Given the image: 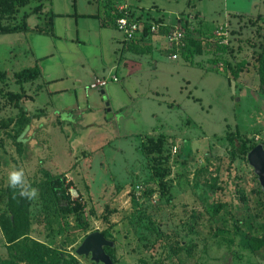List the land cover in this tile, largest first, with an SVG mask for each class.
<instances>
[{
  "label": "rangeland",
  "instance_id": "rangeland-1",
  "mask_svg": "<svg viewBox=\"0 0 264 264\" xmlns=\"http://www.w3.org/2000/svg\"><path fill=\"white\" fill-rule=\"evenodd\" d=\"M121 1L196 27L192 58H171L162 37L127 52L101 24L104 0H11L0 11V25L25 18L32 28L0 34V87L20 93L13 105L0 94V264H95L74 253L94 230L114 241L105 249L115 264H264V248L236 231L264 235V191L247 160L264 146V0ZM44 2L50 34L33 30H50L33 12ZM35 64L34 80H16ZM13 167L36 197L8 186ZM48 174L69 180L70 200L51 192ZM67 202L75 210L64 215Z\"/></svg>",
  "mask_w": 264,
  "mask_h": 264
},
{
  "label": "trees",
  "instance_id": "trees-1",
  "mask_svg": "<svg viewBox=\"0 0 264 264\" xmlns=\"http://www.w3.org/2000/svg\"><path fill=\"white\" fill-rule=\"evenodd\" d=\"M121 2H122L121 0H104V3L106 5V11H105L104 17L101 19V24L103 26L108 25V26L116 28L115 18L119 15L118 10L116 9V5H118ZM9 5H11V0H0V11L9 12L10 11L8 8ZM44 5H45V2L40 4V5H37L36 7L33 8V12L42 16L45 20H49L50 24H51L52 19L55 16V13H53L50 9H49V11L47 10V11L43 12ZM128 10L132 16H136L139 19L145 18L146 20H154L157 22L162 21L161 18H154L153 16H150V15L143 16L141 14H137L135 9H133L130 6H128ZM180 20H182V19H180ZM184 21H185V25H184V31H185L184 46L182 48H180L179 53L183 57L192 58L193 53L197 49L196 47H199L201 42L199 41V39L192 36V32H194V28H196V27H193L191 24H189V22L187 20L184 19ZM37 28H38V26L36 28H33V30H36L38 32H43L46 34H50L51 30H52V24L50 26V30L46 31V32L41 30L40 26L38 29ZM26 29H32V28L28 26L27 21L25 20V18H23V21L21 23V27L19 29H17L16 26L11 27L8 25H0V34L1 33L21 31V30H26ZM214 43H215L217 48L224 50V46L219 45L217 42H214ZM124 44H125V48L127 50H131L132 52H135V53H147L150 51L149 46L144 44L143 42H139V41H135V40H131V41L125 40ZM239 69H240V66L236 67V69L233 70L235 75H237V72ZM258 71H259V74L261 77V82H262V84H264V41L262 42L261 48H260ZM39 74H40V69H39L38 65L35 64L31 67L30 66L24 67V68L16 71L15 77H16L17 81H19L21 83H25L28 80H32V79L34 80ZM6 75H7V71L0 69V80H2ZM0 94L3 96V98L6 100V102L8 104H12V105L18 101L19 96H20V93H18L17 91H12L10 89L1 88V87H0ZM27 126H28V124L26 123L24 129L20 133H18V136H17L18 141L21 142L23 145H24V142H23L22 135H23L24 130L26 129ZM255 145L250 146L249 150L252 147H254ZM238 146L239 147H237V148L239 151L243 150V148L245 147L244 143H242ZM46 180H47L48 186H49V188L53 194H55L57 196L60 195L66 201L70 200L69 194H68V191H69L68 189H69L70 183H69V180L65 176H60V175H54L53 176L51 174H48ZM61 208H63V211H64L63 214L64 215L69 214V212H74V210H75L73 205H70V203H68V202L64 206L62 205ZM80 208H81V206H80ZM80 208H77V210H76L77 217H79L81 215V213H80L81 209ZM81 227H82V230L85 231L86 228H88L87 221H83ZM236 231L241 236V243L243 246L250 248V249H254V250L259 249V248H264V235L247 234L243 231L242 232L238 231L237 229H236ZM101 233L104 235L103 232H101ZM11 240L12 239L9 238V241H11ZM114 246H115V243H114ZM114 246H105V247H111L112 248ZM55 252L57 253L58 259H60V261L63 260L66 256L68 258H71V256L68 253H63L62 251L61 252L55 251Z\"/></svg>",
  "mask_w": 264,
  "mask_h": 264
},
{
  "label": "built area",
  "instance_id": "built-area-1",
  "mask_svg": "<svg viewBox=\"0 0 264 264\" xmlns=\"http://www.w3.org/2000/svg\"><path fill=\"white\" fill-rule=\"evenodd\" d=\"M116 9L119 15L115 18L116 28L122 33L123 39L126 41H139L146 42L151 40L153 36H160L164 38L165 45L169 51V56L173 59L179 55L180 48L184 46V25L185 21L176 20L171 24H167L163 21L157 22L154 20H146L145 18H137L132 16L128 10V6L125 3H119L116 5ZM224 30L219 27L216 34L222 35ZM109 80H116V76L113 75L110 79L96 78L91 82L90 87L102 88L108 83ZM140 192V186H135V193Z\"/></svg>",
  "mask_w": 264,
  "mask_h": 264
},
{
  "label": "water",
  "instance_id": "water-1",
  "mask_svg": "<svg viewBox=\"0 0 264 264\" xmlns=\"http://www.w3.org/2000/svg\"><path fill=\"white\" fill-rule=\"evenodd\" d=\"M247 160L257 175L260 188L264 191V146L262 143H257L247 152ZM105 246H114L113 240L105 237L100 231L94 230L85 235L74 253L77 255L90 254L91 260L95 263L115 264L111 255L105 250Z\"/></svg>",
  "mask_w": 264,
  "mask_h": 264
},
{
  "label": "clouds",
  "instance_id": "clouds-1",
  "mask_svg": "<svg viewBox=\"0 0 264 264\" xmlns=\"http://www.w3.org/2000/svg\"><path fill=\"white\" fill-rule=\"evenodd\" d=\"M8 186L13 189H19V195L32 199L37 196V189L28 182L24 169L13 167L7 176Z\"/></svg>",
  "mask_w": 264,
  "mask_h": 264
},
{
  "label": "crops",
  "instance_id": "crops-1",
  "mask_svg": "<svg viewBox=\"0 0 264 264\" xmlns=\"http://www.w3.org/2000/svg\"><path fill=\"white\" fill-rule=\"evenodd\" d=\"M122 3H125V2H122ZM125 4H127V6H130V7H132L133 9H135L131 4H128V3H125ZM160 38L161 37H157V38H154V36H153V38L151 39V40H148V41H146V42H144V44H146V45H149L150 43L152 44V43H157L158 44V42L160 43ZM163 38V37H162ZM161 38V39H162ZM164 39V38H163ZM161 44V43H160ZM123 43L121 42V47H122V49H123ZM124 47H125V44H124ZM126 51L128 52V50L126 49ZM130 52H131V50H129ZM135 53V52H134ZM139 54V53H138ZM140 54H143V53H140Z\"/></svg>",
  "mask_w": 264,
  "mask_h": 264
},
{
  "label": "flooded vegetation",
  "instance_id": "flooded-vegetation-1",
  "mask_svg": "<svg viewBox=\"0 0 264 264\" xmlns=\"http://www.w3.org/2000/svg\"><path fill=\"white\" fill-rule=\"evenodd\" d=\"M89 257H90V254H89ZM90 260H91V258H89ZM91 261H93V260H91ZM94 262V261H93ZM95 263V262H94ZM95 264H97V263H95ZM103 264V263H102Z\"/></svg>",
  "mask_w": 264,
  "mask_h": 264
}]
</instances>
